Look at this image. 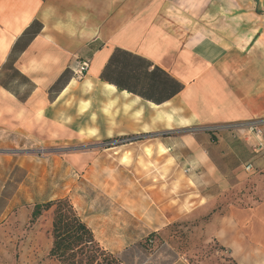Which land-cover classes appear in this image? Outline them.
Listing matches in <instances>:
<instances>
[{"label": "crops", "instance_id": "1", "mask_svg": "<svg viewBox=\"0 0 264 264\" xmlns=\"http://www.w3.org/2000/svg\"><path fill=\"white\" fill-rule=\"evenodd\" d=\"M176 1L0 0V153L23 139L164 134L160 146L172 154L161 158L163 172L171 177L174 163L182 185L121 193L111 219L108 201L87 206L82 219L100 247L123 264H151L132 247L199 219L195 233L234 264H264V196H254L264 184V135L247 130L258 122L264 134V40L204 36L172 10ZM235 3L264 16V0ZM83 60L78 80L72 69ZM192 240L169 264H193Z\"/></svg>", "mask_w": 264, "mask_h": 264}, {"label": "rangeland", "instance_id": "2", "mask_svg": "<svg viewBox=\"0 0 264 264\" xmlns=\"http://www.w3.org/2000/svg\"><path fill=\"white\" fill-rule=\"evenodd\" d=\"M171 6L188 23V19L193 20L204 36L210 35L216 41L264 40V16L253 19L237 9L235 0H178ZM124 126L125 123L123 130ZM182 132L185 131H179ZM174 133L167 135H179ZM260 134L257 141H262L264 134ZM168 139L164 134L153 133L116 137L100 133L58 138L51 145L25 139L12 143L9 148L17 150L0 153V264H58L49 257L53 208L33 221L35 205L65 199L86 221L82 212L87 206L95 208L98 202L108 201L104 210L111 219L119 210L114 202L124 200L121 193L180 187V176L175 175L178 168L173 163L172 176L166 177L165 163L160 161L172 154L160 146L168 144ZM258 185L254 196H264V184ZM130 195L128 199H133ZM198 220L177 221L152 236L150 242L136 244L132 251L137 262L148 259L151 264H169L173 252L185 250V241L190 237L197 251V257L188 258L193 264H234L215 241H207L201 232L195 233ZM130 255L129 252L127 256Z\"/></svg>", "mask_w": 264, "mask_h": 264}, {"label": "trees", "instance_id": "3", "mask_svg": "<svg viewBox=\"0 0 264 264\" xmlns=\"http://www.w3.org/2000/svg\"><path fill=\"white\" fill-rule=\"evenodd\" d=\"M52 208L50 258L58 264H123L120 258L100 247L94 233L65 199L35 205L31 219L36 220Z\"/></svg>", "mask_w": 264, "mask_h": 264}, {"label": "built area", "instance_id": "4", "mask_svg": "<svg viewBox=\"0 0 264 264\" xmlns=\"http://www.w3.org/2000/svg\"><path fill=\"white\" fill-rule=\"evenodd\" d=\"M88 68H89V61L88 60L77 61V65L75 66L74 69H72L73 76L76 79L81 80L84 77L85 73L87 72ZM215 130H216V128H213V127H210L209 129H207L208 132H212ZM247 130L251 133L256 134L257 138H260L261 130H260L258 122L249 124L247 126ZM245 170L248 172H251L253 170V167L251 165L247 164V165H245Z\"/></svg>", "mask_w": 264, "mask_h": 264}]
</instances>
